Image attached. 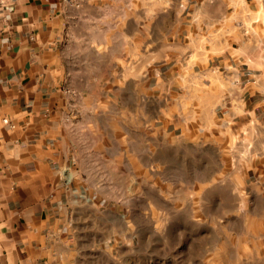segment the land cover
<instances>
[{"label":"rangeland","instance_id":"1","mask_svg":"<svg viewBox=\"0 0 264 264\" xmlns=\"http://www.w3.org/2000/svg\"><path fill=\"white\" fill-rule=\"evenodd\" d=\"M207 2L228 15L221 26H203L190 0L65 2L61 90L78 165L62 170L61 240L36 264H264V190L246 177L254 141L210 129L164 72L214 41L264 43L260 1ZM1 251L0 264L18 262Z\"/></svg>","mask_w":264,"mask_h":264},{"label":"crops","instance_id":"2","mask_svg":"<svg viewBox=\"0 0 264 264\" xmlns=\"http://www.w3.org/2000/svg\"><path fill=\"white\" fill-rule=\"evenodd\" d=\"M190 1L201 3L198 18L207 28L228 17L221 10L210 15L208 0ZM248 1L250 8L258 4ZM65 2L0 0V249L18 259L14 264L53 256L60 219L69 217L62 170L78 165V148L61 90ZM251 24L257 27L258 19ZM189 62L164 71L171 89L179 83L177 94L200 105L210 129L230 128L254 141L256 158L246 177L264 190V43L230 47L214 41Z\"/></svg>","mask_w":264,"mask_h":264},{"label":"built area","instance_id":"3","mask_svg":"<svg viewBox=\"0 0 264 264\" xmlns=\"http://www.w3.org/2000/svg\"><path fill=\"white\" fill-rule=\"evenodd\" d=\"M259 1H260L261 5H264V0H257V2H259ZM5 121L8 122L9 120L5 119Z\"/></svg>","mask_w":264,"mask_h":264},{"label":"bare ground","instance_id":"4","mask_svg":"<svg viewBox=\"0 0 264 264\" xmlns=\"http://www.w3.org/2000/svg\"><path fill=\"white\" fill-rule=\"evenodd\" d=\"M166 83V82H165ZM163 84V83H162ZM165 86H167L166 84H165ZM161 87H162V85H161ZM166 88V87H165ZM128 99V98H127ZM124 100V99H123ZM163 145H165V144H163ZM162 145V146H163ZM161 149V148H160ZM168 150V149H167ZM164 152V151H163ZM166 153V152H165ZM155 155V154H154ZM157 156V155H156ZM167 156H168V154H167ZM152 157V156H151ZM167 172V171H166ZM168 175V174H167ZM155 196V195H154Z\"/></svg>","mask_w":264,"mask_h":264}]
</instances>
